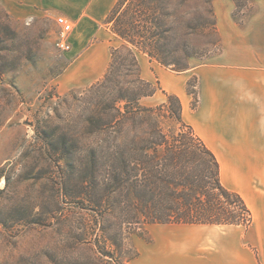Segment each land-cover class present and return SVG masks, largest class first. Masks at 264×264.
Wrapping results in <instances>:
<instances>
[{
	"label": "rangeland",
	"instance_id": "rangeland-1",
	"mask_svg": "<svg viewBox=\"0 0 264 264\" xmlns=\"http://www.w3.org/2000/svg\"><path fill=\"white\" fill-rule=\"evenodd\" d=\"M64 6L25 20L0 4V264H99L101 259L95 246L100 220L84 199L91 173L97 180L101 175L98 165L87 160L100 140L99 121L87 122L97 111L89 89L103 78L111 49L121 47L122 41L106 25L110 10L104 13L101 2L69 0ZM188 9L194 28L191 43L206 48L190 59L192 69L219 54L221 47L212 28L200 27L202 6L193 3ZM243 12L244 20L252 12L251 0ZM61 15L74 24L69 53L55 44ZM90 49L93 53L83 55ZM137 56L141 68L152 62L143 53ZM188 71L172 73L182 77ZM190 83L198 93L197 78ZM165 101L159 90L141 105L155 107ZM162 115L148 126L180 128ZM142 122L132 121L131 130L147 126ZM117 217L112 212L108 226L117 228ZM159 225L124 227V258L132 248L139 253L131 262L136 264Z\"/></svg>",
	"mask_w": 264,
	"mask_h": 264
},
{
	"label": "trees",
	"instance_id": "trees-1",
	"mask_svg": "<svg viewBox=\"0 0 264 264\" xmlns=\"http://www.w3.org/2000/svg\"><path fill=\"white\" fill-rule=\"evenodd\" d=\"M233 1L234 17L243 23L241 14L250 0ZM193 3L203 9L201 29L212 28L220 45L213 0H118L106 17V25L122 45L111 49L103 78L89 89L96 97L97 111L87 122L99 121L100 140L87 160L98 165L101 175L97 180L95 172L91 173L84 193L85 202L100 220L95 239L99 264H131L139 257L131 248L124 258L123 250L128 248L124 227L187 224L248 229L253 224L243 197L223 186L216 155L184 121L180 98L142 77L138 53L181 73L190 70V59L206 51L205 46L195 48L191 43L194 28L187 8ZM192 87L196 88L189 82L187 92L194 97L195 108L198 93ZM159 90L166 97L163 104L141 105L142 99ZM161 114L180 128L165 131L148 126ZM134 120L146 121L147 126L133 131L130 123ZM112 212L118 216L117 228L108 226Z\"/></svg>",
	"mask_w": 264,
	"mask_h": 264
},
{
	"label": "crops",
	"instance_id": "crops-1",
	"mask_svg": "<svg viewBox=\"0 0 264 264\" xmlns=\"http://www.w3.org/2000/svg\"><path fill=\"white\" fill-rule=\"evenodd\" d=\"M117 1L96 0L104 13ZM68 2L0 0L10 15L25 20L52 9L64 10ZM213 4L219 54L182 77L151 60L141 68L142 76L180 98L184 121L216 155L223 186L243 197L253 224L248 229L160 224L151 231L153 241L144 247L146 251L143 248L136 264H264V0H251L252 12L243 23L234 17L233 0H213ZM89 52L92 49L83 55ZM193 77L198 88L195 108L194 97L187 92Z\"/></svg>",
	"mask_w": 264,
	"mask_h": 264
},
{
	"label": "built area",
	"instance_id": "built-area-1",
	"mask_svg": "<svg viewBox=\"0 0 264 264\" xmlns=\"http://www.w3.org/2000/svg\"><path fill=\"white\" fill-rule=\"evenodd\" d=\"M56 23L60 30L57 34L56 47L63 53H69L72 50L71 36L74 32V24L65 16H59Z\"/></svg>",
	"mask_w": 264,
	"mask_h": 264
}]
</instances>
